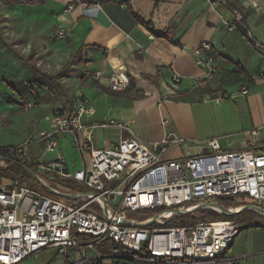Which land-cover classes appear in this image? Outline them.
Returning a JSON list of instances; mask_svg holds the SVG:
<instances>
[{
	"label": "built area",
	"instance_id": "1",
	"mask_svg": "<svg viewBox=\"0 0 264 264\" xmlns=\"http://www.w3.org/2000/svg\"><path fill=\"white\" fill-rule=\"evenodd\" d=\"M72 9L70 5L66 11ZM224 26L225 32L236 30L233 22L224 21ZM58 35L66 38L71 31L60 28ZM220 54L213 39L191 49L192 60L204 69L205 79L217 73L216 58ZM92 76L100 79L102 72L95 71ZM259 77L264 78V72ZM172 80L180 79L173 74ZM108 84L112 91H123L130 80L123 71L113 70ZM24 86L29 97L23 98L20 105L26 111L40 106V96L50 91L48 86L32 81ZM239 93L247 96L248 86L242 85ZM94 113L84 96L76 97L71 108L52 109L48 127L36 134L42 146L35 161L29 160L27 153L36 136L17 145L0 146V164L13 166L25 161L35 182L30 185L27 180L0 178V264H22L49 248L68 256L70 264H133L137 260L246 264L244 256L228 253L242 224L229 219L201 220L198 214L188 224L170 221L189 211L220 212L219 207L209 203L218 196L234 197L239 204L245 201L239 199L243 196L264 210L261 127L248 131L250 144L243 150L224 149L219 138L188 140L175 132L150 142L129 133L117 143L94 149L87 140L80 143L78 138L84 128L83 119ZM107 125L129 130L127 122L110 120ZM64 135H72L78 147L89 150V166L68 171L58 147ZM178 146L183 149L180 157L162 158L169 148ZM47 154L55 155L48 159ZM32 165L47 171L33 173ZM49 186L73 199L49 195L45 192ZM136 213L143 214V218L138 219ZM72 250H76L77 257Z\"/></svg>",
	"mask_w": 264,
	"mask_h": 264
},
{
	"label": "crops",
	"instance_id": "2",
	"mask_svg": "<svg viewBox=\"0 0 264 264\" xmlns=\"http://www.w3.org/2000/svg\"><path fill=\"white\" fill-rule=\"evenodd\" d=\"M5 1L2 3L7 5L9 15H16L21 22L36 21L50 28L70 29L71 35L65 39L69 53L75 57V66L70 74L64 66L55 73L61 72L58 87L42 82L50 91L40 96V106H45L46 98L56 96L58 91L69 98L61 105L65 108H71L78 96L88 98L95 113L83 119L84 128L78 138L80 143L87 140L94 149L117 143L129 133L144 142L160 140L170 132L188 140L219 138L214 135V107L217 109L228 103L221 102V99H228L223 95L235 94L241 99L244 96L239 89L247 85L249 94L245 98L249 100L261 85L264 86V78L259 77L264 72V0H233L240 7L257 46L248 42L237 29L224 31V21L234 22L235 16L218 0ZM70 5L73 9L66 11ZM2 36L12 49L0 45L34 72L18 55L27 64H35L29 63ZM211 39L216 41L221 54L216 58L217 73L205 79L204 69L192 60L191 49ZM113 70H121L128 76L130 84L125 90H110L108 76ZM95 71L102 72L100 79L93 78ZM173 74L179 76L178 82L172 80ZM31 81L34 80L23 82L24 92L16 91L5 81L8 89L16 94L19 105L23 98L29 97L24 83ZM226 108L215 116L220 125L224 124L222 121L235 118ZM45 119L48 120V116H39L35 124L42 126ZM110 120L127 122L129 130L107 125ZM262 126L264 123L259 121L252 128ZM66 140L79 160L76 165L74 159L66 157L68 171L89 166V150L78 147L72 135L59 138V149L60 143ZM249 140L247 134V142ZM228 144L227 140L220 141L224 149L248 147L239 149ZM182 151L180 146L169 148L162 158H178ZM45 192L57 196L48 188ZM250 224L234 239L229 255L244 256L246 264H264V214ZM49 249L54 252L47 264H70L68 256L59 254L55 248ZM72 254L78 256L76 250H72ZM133 264L167 263L137 260Z\"/></svg>",
	"mask_w": 264,
	"mask_h": 264
},
{
	"label": "rangeland",
	"instance_id": "3",
	"mask_svg": "<svg viewBox=\"0 0 264 264\" xmlns=\"http://www.w3.org/2000/svg\"><path fill=\"white\" fill-rule=\"evenodd\" d=\"M5 7H7V5H4L1 0L0 31L4 37L11 42L13 47L20 52L29 63L35 64V66L42 71L55 74L61 70V67L65 66V71L70 74V69L72 66L73 68L75 66L73 64L75 57L72 56L73 53H69L66 39L59 37V29L50 28L36 21L30 23L21 22L16 15H9V11L6 10ZM67 60L69 61L67 62ZM65 62H67V64H65ZM65 71L63 73H65ZM61 78L59 80L64 79V77ZM29 80L39 81L37 75L32 70L25 68L13 53L5 50L0 45V146L17 145L25 139L36 136L39 130L48 127V120H43L42 126L36 125L35 120H38L39 116H48V113L52 109L65 105L69 99L66 94L58 91L56 92V96L54 95V97L46 98L44 101L45 106H37L26 111L17 101L11 99L12 97L17 100L16 94L13 90L8 89L5 85V81L12 83L16 91L20 90L24 92L22 87L23 82ZM238 97L239 96L221 99V102L228 103H225L222 107L217 109L214 107V135L218 136L221 139L220 141L227 140L230 147L240 149L250 144L247 142L248 132L246 133V131H250L256 122L262 121L264 123V86L261 85L249 100L245 98L246 96L241 99ZM226 104H231L230 107L227 108L231 111V114L235 115V118L222 121L224 124L220 125L215 116H217L221 109L224 111ZM236 115H238L237 119ZM96 133L100 136L99 131ZM36 138L37 136L34 138V142H31L28 146L29 152L27 156L31 161H35L34 159L39 156L42 146L41 141ZM259 142H264V126H262L261 129ZM60 145L64 159L68 160L67 158H72L75 163H77L76 165H78V157H75V151L69 147L70 144L68 141H62ZM54 155L55 154H47L46 157L50 159L54 157ZM71 162H73V160H71ZM78 167H80V165ZM31 168L32 171H34L33 173H37V171L44 173L47 171L37 165H32ZM15 174L13 168L8 166L7 163L0 164V178L2 176H8L14 178L18 182L21 181ZM50 174L56 178L54 173ZM27 182L30 185H35L32 175ZM231 198L234 199V197ZM239 199H244L245 201L240 204L236 203L237 206L228 207L225 210L236 209L237 207L244 208L247 207V205H253L247 201L246 197L239 196ZM248 215L249 211L244 209L235 215L236 218L230 220H234L238 223V220L243 223L249 222V220H251V222L257 220V218ZM134 216L138 219L143 218V214L141 213H136ZM197 216L200 218L199 215ZM104 249L107 250L108 246ZM53 252L54 249L41 251L24 260L22 264H47L52 259Z\"/></svg>",
	"mask_w": 264,
	"mask_h": 264
},
{
	"label": "trees",
	"instance_id": "4",
	"mask_svg": "<svg viewBox=\"0 0 264 264\" xmlns=\"http://www.w3.org/2000/svg\"><path fill=\"white\" fill-rule=\"evenodd\" d=\"M218 1L220 4L225 6L228 10H230L234 14L235 18H234L233 23L235 24L236 29L242 34V36L248 42H250L253 46H257L256 42L253 40L252 36L250 35L248 25L246 24V22L244 20V15L242 14V11H241L240 7L238 6V4L236 3V1H233V0H218ZM0 43L3 46H5L7 49H12V48H10L9 44L7 42H5L1 33H0ZM18 56L27 66L31 67L34 70V73L37 75V78L39 79V81H32V82H36L39 84L47 83L49 86H56V87L59 86L58 77H59V75H61V72L54 74V75L48 74L46 72L39 70L34 65L27 64L25 62V59L22 56H20V55H18ZM64 68H65V66H64ZM40 80H41V82H40ZM42 82H44V83H42ZM7 85L10 86L11 88H14L9 82H7ZM44 85H46V84H44ZM48 85H46V86H48ZM11 99L13 101H16V99H14L12 97H11ZM10 167L13 168L14 172L16 173L15 174L16 177L20 178L21 181H23V180L28 181V179L30 178L31 169H30V166H28V164H26L25 161L20 162L18 165H13V166L10 165ZM47 188L49 191L51 190V191L55 192V190L53 188H51V186H49ZM209 203L214 204L215 206L219 207L220 212H216V211L210 210V209L200 210L199 212L189 211L187 213L181 214L180 216H176V217L172 218L170 221V224H188L191 220L196 218L195 214H198L200 216V218L204 219V220H215V219H229L230 220V219H234V218H236L235 215L240 213L244 209L249 211L248 216H251L254 218H257L258 216L264 214V210L262 212H258L257 210L247 209V207L238 208L237 212H235V213H231V214L225 213L224 210L226 208L237 206L236 202L231 197H222V196L213 197L209 200ZM238 221L240 224H242V228L251 226V224H250L251 220H249V222H246V223H243L240 220H238Z\"/></svg>",
	"mask_w": 264,
	"mask_h": 264
},
{
	"label": "water",
	"instance_id": "5",
	"mask_svg": "<svg viewBox=\"0 0 264 264\" xmlns=\"http://www.w3.org/2000/svg\"><path fill=\"white\" fill-rule=\"evenodd\" d=\"M19 164V163H18ZM17 164V165H18ZM50 192H52L53 194H55V195H57V196H60V197H63V198H66V199H73V197L72 196H70V195H67V194H64V193H60V192H53V191H51L50 190ZM200 206L198 205L196 208H199ZM247 208H254V209H256L258 212H262L263 210L261 209V208H258V207H256V206H254V205H247ZM238 210V209H237ZM237 210H235V211H233V212H225V213H228V214H231V213H235V212H237Z\"/></svg>",
	"mask_w": 264,
	"mask_h": 264
}]
</instances>
